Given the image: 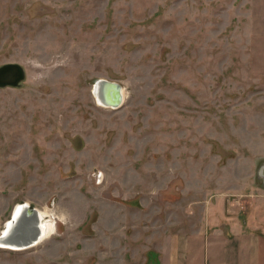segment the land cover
<instances>
[{
    "label": "rangeland",
    "instance_id": "1",
    "mask_svg": "<svg viewBox=\"0 0 264 264\" xmlns=\"http://www.w3.org/2000/svg\"><path fill=\"white\" fill-rule=\"evenodd\" d=\"M9 62L26 79L0 87V233L22 202L57 228L0 264H165L186 227L259 204L264 0H0ZM99 77L121 107L97 105Z\"/></svg>",
    "mask_w": 264,
    "mask_h": 264
},
{
    "label": "crops",
    "instance_id": "2",
    "mask_svg": "<svg viewBox=\"0 0 264 264\" xmlns=\"http://www.w3.org/2000/svg\"><path fill=\"white\" fill-rule=\"evenodd\" d=\"M264 142V139L262 140ZM261 150L264 149V143L262 144ZM259 180L261 183L260 187L253 186L255 184L254 179L245 180L244 189H249L248 196H259L257 199L259 204L254 203L253 199H246L250 204L243 208L235 207V205H230L231 212L235 211L237 214L233 217V221L229 224L228 228L222 226H208L202 229L196 227V231L190 232L186 227L185 234L187 242L181 238L182 248L186 247V253L190 248L194 249L191 252L190 258L188 260L187 255L185 258L181 255H175V252H171L165 264H264V161L259 170ZM235 183L231 186L233 189L226 192L230 194H241L237 192ZM249 187V188H248ZM227 196V195H226ZM221 205V204H220ZM218 206L216 204L215 208ZM226 208H219L217 212L222 211L227 217L230 216L226 213ZM215 219L218 216L214 215ZM216 226V227H215ZM182 236V234H181ZM183 241V242H182ZM178 239L174 247L178 246ZM224 243L229 245L227 251H220V248ZM173 247V248H174ZM181 249V248H180Z\"/></svg>",
    "mask_w": 264,
    "mask_h": 264
},
{
    "label": "bare ground",
    "instance_id": "3",
    "mask_svg": "<svg viewBox=\"0 0 264 264\" xmlns=\"http://www.w3.org/2000/svg\"><path fill=\"white\" fill-rule=\"evenodd\" d=\"M95 82L96 80L93 83V95L96 86ZM123 93L125 99V90H123ZM98 104L101 105V103ZM27 207L28 203H20L14 208L15 210L12 218L6 222L4 229L0 233V248L26 249L39 244L56 232V221L54 218L49 219L47 217L49 215L47 212L48 210L40 211L38 208L37 213H34V215L37 218L40 216V218L36 221L33 216L27 212ZM28 239L36 241L34 243H29L27 242Z\"/></svg>",
    "mask_w": 264,
    "mask_h": 264
},
{
    "label": "water",
    "instance_id": "4",
    "mask_svg": "<svg viewBox=\"0 0 264 264\" xmlns=\"http://www.w3.org/2000/svg\"><path fill=\"white\" fill-rule=\"evenodd\" d=\"M25 79V68L20 63L9 62L0 66V87L20 86ZM95 83L94 95L99 103L113 108H118L123 104V90L125 88L120 82L100 77L96 79ZM27 211L36 221L40 218V216L37 218L34 215V213H37L36 208H28ZM35 241L27 240L29 243H34Z\"/></svg>",
    "mask_w": 264,
    "mask_h": 264
},
{
    "label": "flooded vegetation",
    "instance_id": "5",
    "mask_svg": "<svg viewBox=\"0 0 264 264\" xmlns=\"http://www.w3.org/2000/svg\"><path fill=\"white\" fill-rule=\"evenodd\" d=\"M23 67H24V66H23ZM24 68H25V67H24ZM24 81H25V80H24ZM24 81H23V82H24ZM12 87H19V86H12ZM94 97H95V95H94ZM95 100H96V102H98L97 99H96V97H95ZM98 103H99V102H98ZM98 103H97V105H100V104H98ZM101 105H102V104H101ZM101 105H100V106H101ZM122 105H123V104H122ZM122 105H121V106H122ZM102 106H103V107H107V106H105V105H102ZM121 106H120V107H121ZM109 108L117 109V108H113V107H109ZM118 108H119V107H118ZM101 176H102V174H99V175H98V179H99ZM22 203H23V204H26V203H28V202H22ZM18 204H20V203H18ZM18 204H15L14 208H16V206H17ZM130 204H132V203H130ZM14 208H13L12 215H13L14 210H15ZM27 208H36V207H33L30 203H28V207H27ZM36 209L38 210V208H36ZM39 210H40V211H43V209H41V208H39ZM27 212H28V211H27ZM12 215H10L11 218H12ZM90 219H91V216H90L89 219H87L85 222H88V223H89V220H90ZM56 228H57V224H56ZM147 254H148L149 257H151V259H153V257H155L157 253H156L155 251L150 250V251H148Z\"/></svg>",
    "mask_w": 264,
    "mask_h": 264
}]
</instances>
